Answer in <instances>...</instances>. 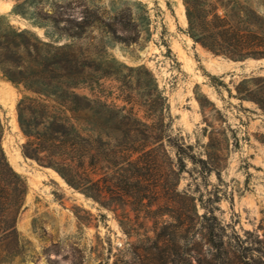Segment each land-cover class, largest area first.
<instances>
[{"label": "rangeland", "instance_id": "obj_1", "mask_svg": "<svg viewBox=\"0 0 264 264\" xmlns=\"http://www.w3.org/2000/svg\"><path fill=\"white\" fill-rule=\"evenodd\" d=\"M17 3L44 16L63 7L76 22L96 15L90 56L119 79L102 78L78 94L133 109L154 126L159 120L143 103L161 96L163 146L174 169L177 152L187 156L175 190L127 209L131 222L123 229L120 211L98 206L22 155L15 127L21 94L0 72L2 146L28 187L16 225L27 245L12 264H264V111L247 97L262 84L264 60L234 62L195 44L183 0H0L11 26L43 37V28L14 12ZM124 84L132 89L129 103ZM164 173L163 180L172 178Z\"/></svg>", "mask_w": 264, "mask_h": 264}, {"label": "trees", "instance_id": "obj_2", "mask_svg": "<svg viewBox=\"0 0 264 264\" xmlns=\"http://www.w3.org/2000/svg\"><path fill=\"white\" fill-rule=\"evenodd\" d=\"M183 4L186 34L195 44L234 62L264 60V0H183ZM22 5L17 3L14 12L43 28L45 36L14 28L0 14V72L21 94L15 111L24 138L22 155L56 172L69 188L98 206L114 214L120 211L116 218L127 220L119 222L124 229L131 222L129 211L148 207L160 193L175 190L180 158L187 156L179 150L174 169L165 151V101L160 96L154 103L146 95L143 106L160 123L154 126L141 122L133 109L78 94L79 88L102 78L119 79L116 73L99 71L102 64L90 56L94 44L87 42V34L99 19L83 16L76 22L63 7L48 16L29 14ZM122 12L132 19L129 8ZM258 80L262 84L247 97L264 111V79ZM131 90L127 84L121 90L126 103ZM3 130L0 117V264H12L27 245L16 225L28 187L7 161ZM159 153L167 163L163 169ZM164 171L172 178L163 180Z\"/></svg>", "mask_w": 264, "mask_h": 264}, {"label": "bare ground", "instance_id": "obj_3", "mask_svg": "<svg viewBox=\"0 0 264 264\" xmlns=\"http://www.w3.org/2000/svg\"><path fill=\"white\" fill-rule=\"evenodd\" d=\"M184 17H185V15H184ZM230 63V62H229ZM15 127L17 128V130H18V132H19V127H18V125H17V123L15 122ZM20 133V132H19ZM10 162L11 163H14V160H12V159H10ZM49 171H51L53 174H55L56 175V177L60 180V181H62L63 183H65L60 177H59V175L56 173V172H54L53 170H50V169H48ZM62 183V184H63Z\"/></svg>", "mask_w": 264, "mask_h": 264}, {"label": "water", "instance_id": "obj_4", "mask_svg": "<svg viewBox=\"0 0 264 264\" xmlns=\"http://www.w3.org/2000/svg\"><path fill=\"white\" fill-rule=\"evenodd\" d=\"M43 37H44V35H43Z\"/></svg>", "mask_w": 264, "mask_h": 264}]
</instances>
